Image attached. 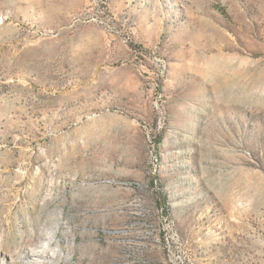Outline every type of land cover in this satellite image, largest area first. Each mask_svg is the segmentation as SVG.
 Returning a JSON list of instances; mask_svg holds the SVG:
<instances>
[{
  "label": "rangeland",
  "instance_id": "374dc122",
  "mask_svg": "<svg viewBox=\"0 0 264 264\" xmlns=\"http://www.w3.org/2000/svg\"><path fill=\"white\" fill-rule=\"evenodd\" d=\"M0 264H264V0H0Z\"/></svg>",
  "mask_w": 264,
  "mask_h": 264
},
{
  "label": "bare ground",
  "instance_id": "6f19581e",
  "mask_svg": "<svg viewBox=\"0 0 264 264\" xmlns=\"http://www.w3.org/2000/svg\"><path fill=\"white\" fill-rule=\"evenodd\" d=\"M36 255V254H35Z\"/></svg>",
  "mask_w": 264,
  "mask_h": 264
}]
</instances>
